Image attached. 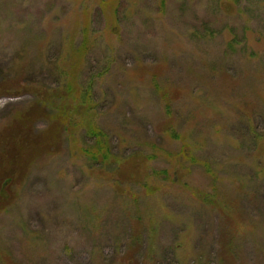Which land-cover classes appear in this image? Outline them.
Here are the masks:
<instances>
[{"label":"rangeland","instance_id":"obj_1","mask_svg":"<svg viewBox=\"0 0 264 264\" xmlns=\"http://www.w3.org/2000/svg\"><path fill=\"white\" fill-rule=\"evenodd\" d=\"M29 76L0 135L44 84L79 124L3 192L12 264H264V0H0V85Z\"/></svg>","mask_w":264,"mask_h":264},{"label":"trees","instance_id":"obj_2","mask_svg":"<svg viewBox=\"0 0 264 264\" xmlns=\"http://www.w3.org/2000/svg\"><path fill=\"white\" fill-rule=\"evenodd\" d=\"M18 81L19 80H13L12 84L9 83L10 85L7 83L1 84L0 96L14 84H17V86L20 84L18 86L20 89H22V87L29 88L33 82V77L29 76L25 84L22 85ZM68 94H71V91L68 89H65V92H61L59 89H52L49 85L44 84V87H40V89L36 90L34 100L30 101L31 103L23 110L16 113L15 124L17 127L15 129L11 128L12 130H6L0 135V211L6 208L8 201L4 198L5 195H3V192L12 191L11 188L13 186L21 183V181L25 179L28 171L32 168L30 165L32 164L33 166L35 163L34 161L41 157V155L54 153V150L60 147L63 140L66 139L68 141L70 138L69 129L79 124V122L76 123L73 120L71 111L72 103L66 99ZM259 101L264 103L263 98H260ZM45 117L51 121V125L44 133L48 132L50 137L41 141V139H37L36 136L34 137V135L30 133L33 132V123L35 120ZM89 133L93 138L92 140L96 143L93 146V150L89 149L88 153H92L91 158L98 164L97 162L99 161L98 159L96 160V158H98L100 152L101 154L103 153L107 159L105 152L108 153L110 148L108 142L104 141L107 135L103 131L97 130L95 125L89 127ZM55 146L57 147L54 149ZM87 151L88 150H86V152ZM30 161L32 162L27 167L26 163ZM6 166L8 168H6ZM19 168L22 169L16 174L15 170ZM15 174L16 178L13 176ZM17 181H19V183H17ZM224 217L231 227L230 230L232 232L230 231V233H234L235 235L234 222L231 220L233 216ZM229 235L231 236V234ZM226 237L223 239L224 241H226ZM228 245L229 244H226V242L221 245L220 264H226L227 259H231L227 250ZM0 264H12V261L9 256L0 254Z\"/></svg>","mask_w":264,"mask_h":264}]
</instances>
